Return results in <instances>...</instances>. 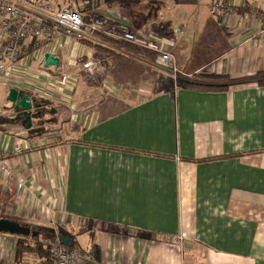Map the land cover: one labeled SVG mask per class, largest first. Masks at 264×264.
<instances>
[{"label": "crops", "instance_id": "0c3cea01", "mask_svg": "<svg viewBox=\"0 0 264 264\" xmlns=\"http://www.w3.org/2000/svg\"><path fill=\"white\" fill-rule=\"evenodd\" d=\"M229 1L264 12V0ZM213 2L55 0L86 16L120 14L131 30L163 41L187 77L166 87L152 53L100 36L90 45L62 37L48 47L43 56H57L56 68L45 69L35 55L23 58L11 86L0 87L5 110L16 111L7 102L15 88L37 112L41 98L77 111L71 126L80 132L49 146L43 137L0 129L10 149L25 148L8 156L11 175L0 195L9 203L0 220L31 226L38 235L30 240L44 242L37 225L52 214L84 264H264V86L257 83L264 24L245 12L217 15ZM88 63L95 64L84 68ZM78 78H88L80 102ZM184 82L229 87L191 89ZM41 200L54 211H42ZM19 240L0 233V264L46 263L37 253L19 258Z\"/></svg>", "mask_w": 264, "mask_h": 264}, {"label": "built area", "instance_id": "2783aa9c", "mask_svg": "<svg viewBox=\"0 0 264 264\" xmlns=\"http://www.w3.org/2000/svg\"><path fill=\"white\" fill-rule=\"evenodd\" d=\"M212 10L217 15L230 17H239L245 12L249 20L264 24V12L255 7H236L229 0H215ZM113 13L86 16L72 4L57 7L55 0H0V87L11 86V77L15 76L23 58L35 55L37 59L44 61L45 50L62 37L82 43L93 41L98 35L154 53V65L168 72L175 82L181 76L187 77L179 72L173 54L165 49L163 41L146 37L141 32L133 33L124 18L118 13ZM181 32L182 30L176 31ZM89 67L85 65V68ZM1 145L3 148H0V181L11 175L8 156H18L25 149L21 144H15L10 149L11 143H4L2 140L0 147ZM17 184L20 191L26 188L24 179H18ZM51 209L50 204L42 206V211L48 214ZM58 236L59 233H56L54 240L47 241L49 258L45 264H84V253L77 248L71 249L61 245Z\"/></svg>", "mask_w": 264, "mask_h": 264}, {"label": "rangeland", "instance_id": "374dc122", "mask_svg": "<svg viewBox=\"0 0 264 264\" xmlns=\"http://www.w3.org/2000/svg\"><path fill=\"white\" fill-rule=\"evenodd\" d=\"M154 8H155L156 11H158L160 9V7L157 6V5H155ZM151 13H153V12H151ZM173 36L177 37L178 35L174 34ZM97 37L98 36H96L95 38H97ZM95 38H94V40H95ZM120 43H123V42H120ZM164 45H165V49L168 50L167 49L168 46L165 43H164ZM146 52H148V51H146ZM149 53H151V52H149ZM152 54L154 55V59H155L156 58L155 54L154 53H152ZM38 60H41V58H39ZM94 64L88 63L86 65H89L90 67L88 69H90V68H93ZM153 66L155 67V70H156L155 74L160 78V80H161V77H162L163 81H164V78H165V81H164L165 85L164 86H166V87L167 86L169 87L170 84H171L172 87L180 86L181 81H183V79H185L184 76H181L178 79V81L175 82L170 77L168 72H165V71L157 68L155 65H153ZM84 68H85V65H84ZM86 79H88V78H86ZM86 79L78 78L76 80V84H75L76 87H75V94L74 95L76 97L75 99H78L79 102H80L81 99L85 100L84 99V96H85L84 90H85L86 84L88 83ZM160 84L161 83H159V86L156 87V89H160L161 87H163L162 85L160 86ZM152 93H155V91L152 92ZM72 96H73V94H72ZM49 101L50 100L41 98L35 104L36 106H40L41 107L40 111L37 112V113H41V115H40V118H38L37 120L32 119V123L34 124L33 125L34 129L32 131L33 134L30 135V131H28L29 129L24 127V125L22 124V122L20 121L19 118H16V115L18 113L16 111H13L12 113H8L5 110L4 106H3V104H4L3 101L0 100V129H4V130H7V131L13 130L14 133H16V134L19 133L20 137L25 138L27 140H29L30 138H42L43 137L45 139V141H46V144L49 145V146L64 145V144L72 142L73 140H75L78 137V134L80 132V129L78 128V126H71V120H72L73 113H76L77 111L71 110L72 111V115H71V112L69 114L65 110L66 107L59 106V105L56 106L52 101L51 102L53 103V105H48ZM18 116H19V114H18ZM9 120H11L10 124H4V122H7ZM14 121H15V124H13ZM41 128H44V132L43 133L39 132V130ZM53 134H55V135H53ZM0 141H1V138H0ZM0 148H3L2 145H1ZM9 176L10 175H8L7 177L9 178ZM2 180H3V178L0 181V185L2 184ZM0 192L3 193L2 188H0ZM3 200H7V196L4 197V199H2V196L0 195V217L7 215L6 211H5V207H7V206H5V205H7L9 202L7 204H5L3 202ZM39 204L42 206V200H41V203H39ZM50 205L52 206L51 203H50ZM52 211H54L53 207H52ZM44 217L47 220H44L45 218L44 219L40 218L41 222L39 221L40 224L41 223H44V224L37 225V226H40L41 230H44V236H45V240H46L44 242L46 243V245H45V248H46L47 241L54 240L55 237H56V233H59V235H60L59 226L61 224H60V220H55L54 216L52 217V214H51V217H48L47 215H45ZM19 262H21V261H19ZM22 262H24V261H22ZM24 263H26V262H24Z\"/></svg>", "mask_w": 264, "mask_h": 264}, {"label": "water", "instance_id": "95a60500", "mask_svg": "<svg viewBox=\"0 0 264 264\" xmlns=\"http://www.w3.org/2000/svg\"><path fill=\"white\" fill-rule=\"evenodd\" d=\"M44 68L49 69L50 67H58L59 59L57 56L52 54H46L44 56ZM7 102L14 108H16L23 116L22 124L31 129L33 126L32 119L33 116H37L38 114L33 113L35 110L33 100L31 97L26 94L24 91H19L15 88H11L9 90V94L7 96ZM0 233L7 234L11 236H16L23 239H33L38 234L34 231V228L28 225H22L18 222L1 219L0 220ZM58 240L61 245L74 249L76 248V242L66 236L59 235Z\"/></svg>", "mask_w": 264, "mask_h": 264}, {"label": "trees", "instance_id": "16d2710c", "mask_svg": "<svg viewBox=\"0 0 264 264\" xmlns=\"http://www.w3.org/2000/svg\"><path fill=\"white\" fill-rule=\"evenodd\" d=\"M88 21V20H87ZM131 29V28H130ZM133 33L135 34H138L140 32H135L132 30ZM176 33V31H175ZM102 37L104 38L105 40L107 41H111V42H117L115 40H112V39H109L107 37H104L103 35H98V37ZM150 38V37H149ZM151 38H154V37H151ZM154 39H157V38H154ZM159 40V39H157ZM82 43H86V44H92V41H85V42H82ZM131 62L135 63V64H139L136 60H133L132 58L129 59ZM141 65V64H139ZM258 76L260 78L257 79V83L261 86H264V72H261L258 74ZM210 79L212 80H216V81H220V82H233L231 81V79H229L228 77H222V76H213V77H210ZM223 85V84H222ZM184 86L186 88H191V89H220V90H227L228 87H229V84H225L223 86H215V87H212V86H203V85H198V84H195V83H191V82H184ZM54 103V102H53ZM53 103L51 101H49V104L48 105H53ZM41 109L40 106H37ZM16 111H18L16 108H15ZM19 112V111H18ZM33 113H37V110L36 112L34 111ZM33 119L34 120H37V116H33ZM34 125V124H33ZM33 129L34 127L32 126L31 129H29L28 131H30V135L33 134ZM40 133H43L44 132V128H41L39 130ZM30 139H33V138H30ZM29 139V140H30ZM55 236V235H54ZM19 245H18V248H17V255L19 258H22V256H24L25 254H29V253H37L38 256L40 257H45L47 255V260L46 262L48 261V258H49V254H48V251L47 249L44 247V243L45 242H40V241H32L29 239H23V238H20L19 240ZM19 261H23V260H19Z\"/></svg>", "mask_w": 264, "mask_h": 264}, {"label": "flooded vegetation", "instance_id": "af4514ba", "mask_svg": "<svg viewBox=\"0 0 264 264\" xmlns=\"http://www.w3.org/2000/svg\"><path fill=\"white\" fill-rule=\"evenodd\" d=\"M38 115H37V118H40V115H41V113H37Z\"/></svg>", "mask_w": 264, "mask_h": 264}]
</instances>
